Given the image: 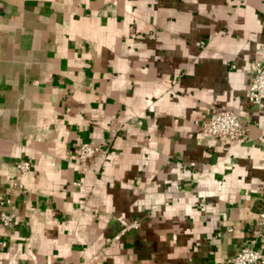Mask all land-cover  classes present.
Masks as SVG:
<instances>
[{
    "label": "crops",
    "instance_id": "0c3cea01",
    "mask_svg": "<svg viewBox=\"0 0 264 264\" xmlns=\"http://www.w3.org/2000/svg\"><path fill=\"white\" fill-rule=\"evenodd\" d=\"M253 60L264 61V0H0V196L15 217L0 226V264L264 255ZM220 111L245 121V139L194 126ZM83 143L98 152L80 167Z\"/></svg>",
    "mask_w": 264,
    "mask_h": 264
},
{
    "label": "built area",
    "instance_id": "2783aa9c",
    "mask_svg": "<svg viewBox=\"0 0 264 264\" xmlns=\"http://www.w3.org/2000/svg\"><path fill=\"white\" fill-rule=\"evenodd\" d=\"M249 83L245 91V98L249 103H264V61L253 60L249 63L248 68ZM245 121L240 119L238 115L231 111H220L214 113L204 122L194 120L193 124L199 132L205 136L212 137L222 143H232L237 139H245L247 130L244 126ZM98 152V148L89 144L83 143L75 149V155L80 167H83L90 162ZM31 165L26 160H21L15 165V170L18 178L12 181L11 187L14 192L20 194L24 187L19 181V177L30 171ZM11 205L9 197L0 196V226L4 230L12 228L15 223V217L12 213L6 212L4 208ZM257 221L260 227H264V197H262L261 208L257 213ZM138 222L133 221L126 225L114 236V240H119L126 233L137 230ZM3 248L5 242H0ZM228 264H264V255L258 250L249 247L241 248L234 255Z\"/></svg>",
    "mask_w": 264,
    "mask_h": 264
}]
</instances>
